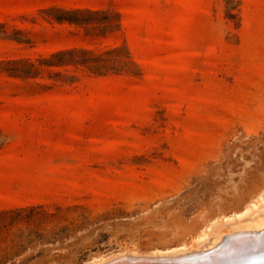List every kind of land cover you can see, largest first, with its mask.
<instances>
[{
    "label": "rangeland",
    "instance_id": "obj_1",
    "mask_svg": "<svg viewBox=\"0 0 264 264\" xmlns=\"http://www.w3.org/2000/svg\"><path fill=\"white\" fill-rule=\"evenodd\" d=\"M54 6L121 25L87 34ZM116 45L134 72L21 75ZM261 213L264 0H0V264L175 254Z\"/></svg>",
    "mask_w": 264,
    "mask_h": 264
},
{
    "label": "bare ground",
    "instance_id": "obj_2",
    "mask_svg": "<svg viewBox=\"0 0 264 264\" xmlns=\"http://www.w3.org/2000/svg\"><path fill=\"white\" fill-rule=\"evenodd\" d=\"M249 215L224 220L225 222L231 220L230 224L234 226L223 228L218 236H214L217 237L214 243L208 245L205 241L208 247L200 246L201 243L199 247L198 244L195 245L196 249L183 250L175 254L169 250L151 253L122 251L106 259L103 257L93 259L87 264H237L240 259L264 251V213L254 217Z\"/></svg>",
    "mask_w": 264,
    "mask_h": 264
},
{
    "label": "trees",
    "instance_id": "obj_3",
    "mask_svg": "<svg viewBox=\"0 0 264 264\" xmlns=\"http://www.w3.org/2000/svg\"><path fill=\"white\" fill-rule=\"evenodd\" d=\"M48 11L57 12L53 15V19L61 24L68 23L70 25L83 27L87 34H92L96 31L107 33L115 26H120L119 13L118 23L114 25L109 19L110 10L93 9L89 7H62L54 6ZM99 15H103L99 18ZM98 23V24H96ZM125 48L127 59L120 58L117 53L120 49ZM30 68L21 71V75L36 76L41 66L68 65L73 64L75 67H86L91 71L99 74L108 72H134L132 66L138 67L137 62L132 58L129 50L125 46H110L104 51L96 52L93 49L86 47H70L52 52L48 57L37 58L38 64L31 59H27ZM63 78L74 80L76 75L62 74Z\"/></svg>",
    "mask_w": 264,
    "mask_h": 264
},
{
    "label": "water",
    "instance_id": "obj_4",
    "mask_svg": "<svg viewBox=\"0 0 264 264\" xmlns=\"http://www.w3.org/2000/svg\"><path fill=\"white\" fill-rule=\"evenodd\" d=\"M237 264H264V251L259 254L240 259Z\"/></svg>",
    "mask_w": 264,
    "mask_h": 264
}]
</instances>
